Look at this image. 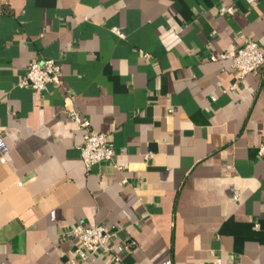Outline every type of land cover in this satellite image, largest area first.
Here are the masks:
<instances>
[{
    "label": "crops",
    "instance_id": "1",
    "mask_svg": "<svg viewBox=\"0 0 264 264\" xmlns=\"http://www.w3.org/2000/svg\"><path fill=\"white\" fill-rule=\"evenodd\" d=\"M244 38L264 0H0V264H72L98 224L112 251L78 264H264V67L222 58ZM35 59L62 83L20 87ZM71 110L112 161L86 170Z\"/></svg>",
    "mask_w": 264,
    "mask_h": 264
},
{
    "label": "built area",
    "instance_id": "2",
    "mask_svg": "<svg viewBox=\"0 0 264 264\" xmlns=\"http://www.w3.org/2000/svg\"><path fill=\"white\" fill-rule=\"evenodd\" d=\"M220 13L231 15L234 14V9L222 7ZM222 58H230L240 77H244L264 67V46L255 40L244 38V45L241 49L237 52L223 54ZM49 83L54 85L62 83V69L59 62L54 59H35L19 81V86L44 91ZM69 116L84 130V141L80 151L86 170H91L96 164L112 161L115 151L109 145L108 135L94 130L90 121L76 110L69 111ZM260 154L264 155V145L260 147ZM68 234L73 235L78 241L72 260V264H78L90 260L96 254L110 253L112 242L117 236V229L103 224L88 227L77 225L70 227ZM136 244L135 241H129L127 247L131 248Z\"/></svg>",
    "mask_w": 264,
    "mask_h": 264
}]
</instances>
